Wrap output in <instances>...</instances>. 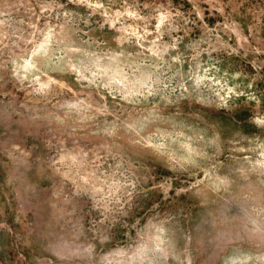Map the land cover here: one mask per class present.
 <instances>
[{
    "label": "rangeland",
    "instance_id": "obj_1",
    "mask_svg": "<svg viewBox=\"0 0 264 264\" xmlns=\"http://www.w3.org/2000/svg\"><path fill=\"white\" fill-rule=\"evenodd\" d=\"M0 264H264V0H0Z\"/></svg>",
    "mask_w": 264,
    "mask_h": 264
}]
</instances>
